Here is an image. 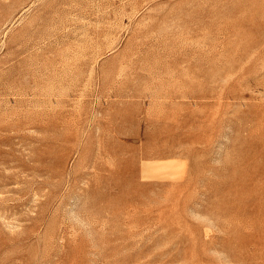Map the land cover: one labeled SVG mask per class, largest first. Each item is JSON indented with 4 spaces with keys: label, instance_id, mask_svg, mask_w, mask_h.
I'll return each instance as SVG.
<instances>
[{
    "label": "rangeland",
    "instance_id": "1",
    "mask_svg": "<svg viewBox=\"0 0 264 264\" xmlns=\"http://www.w3.org/2000/svg\"><path fill=\"white\" fill-rule=\"evenodd\" d=\"M0 264H264V0H0Z\"/></svg>",
    "mask_w": 264,
    "mask_h": 264
}]
</instances>
